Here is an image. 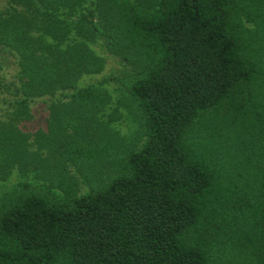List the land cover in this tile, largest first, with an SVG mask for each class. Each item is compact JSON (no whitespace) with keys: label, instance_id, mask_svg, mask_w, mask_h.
I'll use <instances>...</instances> for the list:
<instances>
[{"label":"trees","instance_id":"1","mask_svg":"<svg viewBox=\"0 0 264 264\" xmlns=\"http://www.w3.org/2000/svg\"><path fill=\"white\" fill-rule=\"evenodd\" d=\"M97 42L130 68L116 107L141 142L81 83ZM6 51L0 181L23 179L0 194V264H264V0H0Z\"/></svg>","mask_w":264,"mask_h":264},{"label":"rangeland","instance_id":"2","mask_svg":"<svg viewBox=\"0 0 264 264\" xmlns=\"http://www.w3.org/2000/svg\"><path fill=\"white\" fill-rule=\"evenodd\" d=\"M1 6H3V4ZM91 48L101 57L103 68L99 74L84 76L81 83L86 85L102 82L109 90L113 98V103L105 110L101 118L107 122L114 119V121L109 124L111 130L116 135L126 140V142L131 143L139 139L136 136L138 125L135 116L126 108L117 109L116 107V102L121 97L123 98V93H125L122 77L129 72L130 68L123 63L120 58L108 53L100 42L92 44ZM0 59L2 63L0 69V124H2L9 121L10 112L12 111L9 103L13 100V95L11 90H8V84L14 83L17 80L18 67L16 58L7 51L0 54ZM30 109L34 119L32 121L21 122L18 124V127L25 133H31L28 134V137H30L29 143L31 144H29V148L35 151L38 149L39 144L35 143L33 133L38 127H43L45 125V108L41 100H36L30 105ZM139 142H141V138ZM22 173V171L15 169L11 172L7 180L0 181V194L9 191L21 181L23 179Z\"/></svg>","mask_w":264,"mask_h":264}]
</instances>
